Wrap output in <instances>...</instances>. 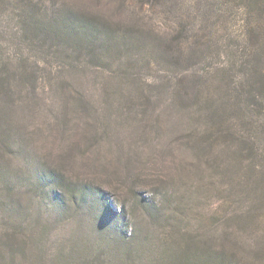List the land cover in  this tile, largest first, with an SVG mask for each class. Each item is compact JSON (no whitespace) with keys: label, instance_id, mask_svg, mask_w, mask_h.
Here are the masks:
<instances>
[{"label":"rangeland","instance_id":"rangeland-1","mask_svg":"<svg viewBox=\"0 0 264 264\" xmlns=\"http://www.w3.org/2000/svg\"><path fill=\"white\" fill-rule=\"evenodd\" d=\"M213 22L202 21L187 38L166 27L150 37L151 43L158 37L179 69L201 75L200 83L207 76L208 83H216L211 76L231 66L230 52L241 41L233 34L235 22ZM8 49L13 50L12 43ZM203 49V59H196ZM91 51L97 54L98 48ZM91 56L82 55L73 67L65 62L53 84L42 79L40 61L31 107L10 118V146L0 141V264H182L187 245L206 240L221 245L225 224L212 220L223 209L219 189L235 181L213 176L183 145L211 124L206 110L202 116L195 107H173L176 67L171 61L155 66L163 69L159 72L121 54V60L108 62L110 69L125 66L117 77L91 65ZM125 70L137 71V78ZM198 82L194 78V85ZM130 93L138 102L148 99L138 120L130 119L133 112L124 105L123 94ZM80 97L90 123L85 137L76 127L77 119L84 120L75 116ZM223 97L217 104L230 109L232 101ZM223 115H230V122L235 118ZM255 119L263 124L256 143L264 150V118ZM43 163L54 173L43 170ZM153 179L166 184L165 190L151 188ZM235 230L236 238L224 241L232 257L228 264H264V230L251 224Z\"/></svg>","mask_w":264,"mask_h":264},{"label":"trees","instance_id":"trees-1","mask_svg":"<svg viewBox=\"0 0 264 264\" xmlns=\"http://www.w3.org/2000/svg\"><path fill=\"white\" fill-rule=\"evenodd\" d=\"M116 18L125 21L120 24ZM204 20L214 21V25L221 20L235 22L233 34L236 42L241 41V47L230 52L231 66L211 76L216 83H208L210 76L200 83L201 75L179 69L174 55L167 52L166 42L160 47L158 37L154 45L151 43L152 36H160L166 27L187 38L197 32V26ZM9 43L13 44V50L8 49ZM213 45L219 46L218 42ZM97 48V54L92 53ZM87 53L92 55L91 65L108 69L110 58L121 60V54L140 58L137 61L143 67L149 68L151 64L159 72L163 69L155 66L171 61V67H176L173 107L178 110L195 107L196 111L202 110V116L206 110L205 117L211 124H205L203 132L196 131L193 140L183 145L196 152L202 160L198 164L211 170L213 176L219 173L220 179L235 184L229 189H219L224 193L220 195L223 209L215 214L212 223L225 224L221 245H212L207 240L191 248L187 245L180 260L182 264L230 263L232 257L224 241L236 238L235 228L251 224L264 230V150L256 143L263 124L255 119L264 118V0H0V127L5 130L0 132V141L10 146L12 139L7 130L14 122L10 118L31 107L39 78L37 69L41 67L42 79L53 84L58 68L65 62L73 67V61L78 59L81 63L80 57ZM205 53L206 50H200L196 59L199 56L203 59ZM40 61L45 65L38 67ZM124 69L119 66L110 70L118 77ZM124 73L134 75L133 80L138 75L137 71ZM194 78L197 82L199 79V86L194 85ZM219 95L232 101L230 109L226 103L217 104ZM123 96L125 107L133 112L130 119L138 120V114L148 109V99L138 102L135 93ZM79 99L75 103V116L84 120L77 119L76 127L80 128L78 134L84 136L90 123L87 105ZM137 104L142 108L135 111ZM225 113H233L232 122ZM57 121L60 122V117L54 124L58 125ZM41 165L43 170L54 173L46 163ZM165 185L153 179L151 188L155 190L158 186L156 192H161Z\"/></svg>","mask_w":264,"mask_h":264}]
</instances>
